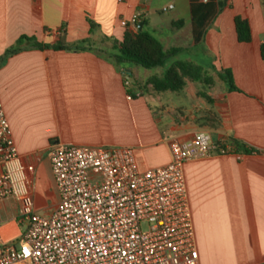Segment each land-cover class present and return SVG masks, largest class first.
Segmentation results:
<instances>
[{"label": "crops", "instance_id": "1", "mask_svg": "<svg viewBox=\"0 0 264 264\" xmlns=\"http://www.w3.org/2000/svg\"><path fill=\"white\" fill-rule=\"evenodd\" d=\"M169 4L174 9L163 13ZM138 11L146 14L143 29L158 35L166 50L184 49L170 65L193 62L212 82L187 81L181 92L157 94L147 83L166 69L146 78L137 66L118 70L105 53L135 31L122 22ZM237 17L248 21L250 43L239 42ZM192 25L190 0H0V57L23 36L48 45L87 42L83 51L11 56L0 69L4 112L32 182L34 209L43 216L60 200L49 160L56 143L133 148L142 171L167 165L169 144L199 132L255 150L192 161L184 175L199 264H264V0H229L202 41ZM225 71L239 92L228 90L220 77ZM126 86L135 97L129 99ZM19 210L13 198L0 202L2 240L21 235Z\"/></svg>", "mask_w": 264, "mask_h": 264}, {"label": "built area", "instance_id": "2", "mask_svg": "<svg viewBox=\"0 0 264 264\" xmlns=\"http://www.w3.org/2000/svg\"><path fill=\"white\" fill-rule=\"evenodd\" d=\"M145 18L138 11L122 25L136 31ZM169 149L167 165L142 171L133 148L56 143L49 160L60 200L43 216L0 98V202L19 203L23 228L16 239L0 238V264H199L184 167L242 155L204 132Z\"/></svg>", "mask_w": 264, "mask_h": 264}, {"label": "trees", "instance_id": "3", "mask_svg": "<svg viewBox=\"0 0 264 264\" xmlns=\"http://www.w3.org/2000/svg\"><path fill=\"white\" fill-rule=\"evenodd\" d=\"M190 2L193 21L192 34L196 41H202L211 20L228 5L229 0H219L216 4L213 0H209L208 2H205V0H190ZM201 17L203 18L201 19ZM199 19L201 21L198 24L197 21ZM141 23L146 24V21L143 20ZM235 23L239 42L250 43L252 41V35L248 21L237 17ZM90 24L91 30H93L94 24ZM86 44L87 42L85 41L78 45L68 46L65 45L63 40H60L58 43L48 45L38 42L33 37L23 36L0 57V69L11 56L27 50L83 51L87 49ZM183 52L184 49L182 48L166 50L163 43L155 35L145 29L140 31L137 28L136 31H126L122 42L114 45L105 54L113 65L121 71L127 65L137 66L146 70L163 68L169 60L178 57ZM261 56L264 60V45L261 48ZM220 77L228 85L229 91L239 92V89L235 86L233 74L230 71L220 73ZM187 81L209 85L212 79L201 66L193 62L176 61L168 66L162 78L154 77L147 84L151 85L153 91L157 94L168 92L178 93L184 90ZM126 88L130 97H135L133 94L136 91L130 89L128 86ZM202 96L207 98L205 95ZM230 143L238 154L250 155L257 153L255 150L248 149L238 141L232 140Z\"/></svg>", "mask_w": 264, "mask_h": 264}, {"label": "rangeland", "instance_id": "4", "mask_svg": "<svg viewBox=\"0 0 264 264\" xmlns=\"http://www.w3.org/2000/svg\"><path fill=\"white\" fill-rule=\"evenodd\" d=\"M156 36H158V35H156ZM181 57L185 58L186 56H185V55H182ZM170 63H171V60H169V61L167 62V64H166L163 68H158V69H156V70H146V69L140 68L141 76H142L143 78H146V77H148V76H151V75L156 74V72L159 74V72H161V71L167 69L168 66L170 65ZM208 74H209V75H214L215 73H208ZM144 228H146V227L144 226Z\"/></svg>", "mask_w": 264, "mask_h": 264}, {"label": "water", "instance_id": "5", "mask_svg": "<svg viewBox=\"0 0 264 264\" xmlns=\"http://www.w3.org/2000/svg\"><path fill=\"white\" fill-rule=\"evenodd\" d=\"M143 26H144L143 23L139 24L138 29L141 31L143 29ZM125 73H127V74H125V78L127 79V81L129 83L133 84L134 83V80L132 78V74L130 73V71L129 70H126Z\"/></svg>", "mask_w": 264, "mask_h": 264}]
</instances>
